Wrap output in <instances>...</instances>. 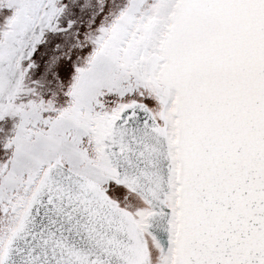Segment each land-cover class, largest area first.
<instances>
[{
	"label": "snow or ice",
	"instance_id": "1",
	"mask_svg": "<svg viewBox=\"0 0 264 264\" xmlns=\"http://www.w3.org/2000/svg\"><path fill=\"white\" fill-rule=\"evenodd\" d=\"M0 264H264V0H0Z\"/></svg>",
	"mask_w": 264,
	"mask_h": 264
}]
</instances>
